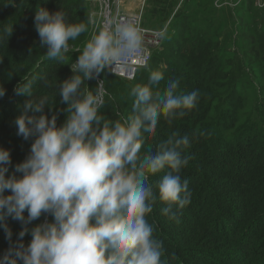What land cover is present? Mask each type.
I'll list each match as a JSON object with an SVG mask.
<instances>
[{
    "label": "trees",
    "instance_id": "obj_1",
    "mask_svg": "<svg viewBox=\"0 0 264 264\" xmlns=\"http://www.w3.org/2000/svg\"><path fill=\"white\" fill-rule=\"evenodd\" d=\"M179 1L147 0L151 15L162 16L160 25L178 16L185 23L133 80L105 70L86 83L94 88L104 80L107 95L101 114L113 120L133 114L130 90L147 84L151 71L163 72L161 91L171 79L179 80V94L199 90L197 106L171 124L161 116L155 135H146L140 150L155 152L175 132L188 135L190 145L183 154L191 159L181 169V177L189 181L191 202L176 219L163 214L167 205L159 200L157 184L170 170L165 168L149 176L157 200L146 219L162 241V259L168 264H264V8L259 9L254 0L224 8L215 7L214 0H193L192 5L183 0L178 6ZM39 7L50 12L62 8L72 23L86 22L90 15L85 0H0V85L6 89L0 98V147L11 151L8 176L26 159L34 142L17 135L14 121L31 98L17 94L18 87L31 82L33 98L46 99L44 112L49 118L59 113L60 126L67 117L63 111L67 104L58 95V83L74 75L71 64L78 59L71 50L63 64L47 58L34 25ZM88 31L70 41V46H79ZM245 80L255 85L253 104L241 91ZM45 219L51 222L52 217L42 215L28 227ZM4 222L13 235L10 242L0 228V257L20 239L23 229L11 216ZM22 240L26 246L31 234Z\"/></svg>",
    "mask_w": 264,
    "mask_h": 264
},
{
    "label": "clouds",
    "instance_id": "obj_2",
    "mask_svg": "<svg viewBox=\"0 0 264 264\" xmlns=\"http://www.w3.org/2000/svg\"><path fill=\"white\" fill-rule=\"evenodd\" d=\"M96 24L95 13L86 22L72 23L62 8L50 12L39 7L34 17L47 58L61 64L69 42ZM143 50L144 29L138 20H105L76 49L80 55L71 64L74 75L58 83V95L67 104L60 126L59 113L49 118L44 112L46 99L33 98L31 82L18 87L17 94L31 98L14 121L17 135L34 142L10 176L11 151L0 147V228L11 242L6 217L23 225L20 239L0 257V264H168L162 259V241L146 219L157 200L149 176L170 169L157 188L159 200L167 205L163 214L176 219L191 202L189 181L181 177L191 159L183 154L190 139L175 132L155 152L140 150L146 135H155L161 116L171 124L197 106L199 90L179 94V80L171 79L161 91L164 74L151 71L147 84L130 90L133 114L113 120L101 114L107 95L104 80L94 88L86 83L106 68L125 75ZM137 67H144L143 62ZM5 93L0 85V98ZM42 215L51 216V222L28 227ZM29 233L32 240L25 246L22 238Z\"/></svg>",
    "mask_w": 264,
    "mask_h": 264
},
{
    "label": "built area",
    "instance_id": "obj_3",
    "mask_svg": "<svg viewBox=\"0 0 264 264\" xmlns=\"http://www.w3.org/2000/svg\"><path fill=\"white\" fill-rule=\"evenodd\" d=\"M242 1L243 0H214V5L217 8L236 7ZM85 2L94 7V9L90 10V14L95 13L97 24L91 25L92 29L96 28L98 25H102L107 19L117 20L120 17L138 20L140 26L144 29V50L140 56L136 58V64L129 68L125 75H116L109 68L111 74L127 80H133L141 69L146 68L150 64L152 50L160 46L163 31H156L143 27L141 24V13L129 14L122 12L119 6V0H85ZM254 3L258 8H264V0H254ZM78 48L80 49L77 45H71L69 50L76 53V49ZM141 62H143L144 67H137Z\"/></svg>",
    "mask_w": 264,
    "mask_h": 264
},
{
    "label": "rangeland",
    "instance_id": "obj_4",
    "mask_svg": "<svg viewBox=\"0 0 264 264\" xmlns=\"http://www.w3.org/2000/svg\"><path fill=\"white\" fill-rule=\"evenodd\" d=\"M192 1L193 0H189L188 4L192 5ZM182 2H183V0H180L179 3H178V6H180V4ZM88 7H90V10L94 9V7L91 6V5H88ZM188 7H190V6H188ZM150 10H151V6L148 5V6H146L144 12L141 13V15H142V17H141L142 26L145 27V28L156 30V31H163V37H162V42H161L160 46L152 50V57H153V55L159 54V49H161V45H163L164 43H166L169 40L174 39L177 36L179 28L182 25V23H185V20H182L181 16H178L175 19H173V17H169L168 20H166V19L163 20V25H160V23L162 22V16L160 15V13H157L156 15H151ZM147 22L154 23L155 25L153 27L144 26L145 24L143 25V23H147ZM99 26L100 25H98L94 29H92V27L90 26L89 31H88L87 39H85L79 45L80 49H82L84 44L91 38V35L95 31L98 30ZM79 55H80L79 51H77L76 54H74V56L77 57V58L79 57ZM105 70L107 72H109V68H106ZM245 81H246V86H245L244 90H241V91L243 93L247 94L248 104H253V102L255 100V85L251 81H248V80H245Z\"/></svg>",
    "mask_w": 264,
    "mask_h": 264
},
{
    "label": "crops",
    "instance_id": "obj_5",
    "mask_svg": "<svg viewBox=\"0 0 264 264\" xmlns=\"http://www.w3.org/2000/svg\"><path fill=\"white\" fill-rule=\"evenodd\" d=\"M146 5L147 0H119L121 11L129 14L143 13Z\"/></svg>",
    "mask_w": 264,
    "mask_h": 264
}]
</instances>
